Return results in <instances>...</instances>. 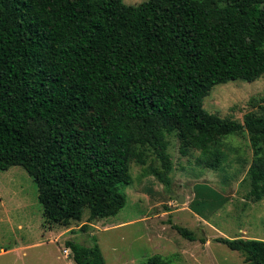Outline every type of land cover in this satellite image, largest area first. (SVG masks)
<instances>
[{
	"label": "trees",
	"instance_id": "16d2710c",
	"mask_svg": "<svg viewBox=\"0 0 264 264\" xmlns=\"http://www.w3.org/2000/svg\"><path fill=\"white\" fill-rule=\"evenodd\" d=\"M262 75L264 0H0V170L25 168L46 222L68 225L87 208L96 219L117 215L131 161L146 163L147 149L160 164L152 173L170 186V135L215 169L238 150L226 139L247 132L255 154L247 198L259 201L264 105L241 121L204 99L218 84ZM216 240L264 264L263 239ZM66 245L76 264H107L96 237ZM147 264L170 263L155 254Z\"/></svg>",
	"mask_w": 264,
	"mask_h": 264
},
{
	"label": "rangeland",
	"instance_id": "374dc122",
	"mask_svg": "<svg viewBox=\"0 0 264 264\" xmlns=\"http://www.w3.org/2000/svg\"><path fill=\"white\" fill-rule=\"evenodd\" d=\"M123 1L139 4L144 0ZM253 97L263 101L253 105ZM261 105L264 75L218 84L204 99L208 110L241 121L248 112L263 113ZM169 141L170 186L152 173L160 164L147 149L146 163L131 161L133 182L122 186L127 203L117 215L96 219L87 208L80 220L68 225L46 222L37 184L25 168L15 165L0 170V264H76L63 252L67 248L71 253L66 241L92 245L95 237L107 264H147L155 254L170 264H247L242 252L216 238L264 240V198H247L248 170L255 158L249 134L226 139L238 150L230 151L227 162L215 169L197 163L199 150L182 154L177 135H170ZM179 194L184 202H179ZM85 223L90 225L83 228ZM173 223L195 231L197 240L182 236Z\"/></svg>",
	"mask_w": 264,
	"mask_h": 264
},
{
	"label": "water",
	"instance_id": "95a60500",
	"mask_svg": "<svg viewBox=\"0 0 264 264\" xmlns=\"http://www.w3.org/2000/svg\"><path fill=\"white\" fill-rule=\"evenodd\" d=\"M178 199H179V202H184L185 201V197L183 194H179L178 195Z\"/></svg>",
	"mask_w": 264,
	"mask_h": 264
},
{
	"label": "built area",
	"instance_id": "2783aa9c",
	"mask_svg": "<svg viewBox=\"0 0 264 264\" xmlns=\"http://www.w3.org/2000/svg\"><path fill=\"white\" fill-rule=\"evenodd\" d=\"M63 252H64L65 254H69V249L65 248V249L63 250Z\"/></svg>",
	"mask_w": 264,
	"mask_h": 264
},
{
	"label": "crops",
	"instance_id": "0c3cea01",
	"mask_svg": "<svg viewBox=\"0 0 264 264\" xmlns=\"http://www.w3.org/2000/svg\"><path fill=\"white\" fill-rule=\"evenodd\" d=\"M66 256H71L70 254H65ZM71 258H72V256H71ZM72 260L74 261V259L72 258ZM75 262V261H74ZM76 263V262H75Z\"/></svg>",
	"mask_w": 264,
	"mask_h": 264
}]
</instances>
